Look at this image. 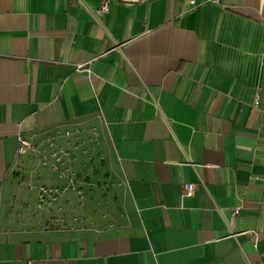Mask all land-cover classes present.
<instances>
[{
  "label": "crops",
  "instance_id": "0c3cea01",
  "mask_svg": "<svg viewBox=\"0 0 264 264\" xmlns=\"http://www.w3.org/2000/svg\"><path fill=\"white\" fill-rule=\"evenodd\" d=\"M103 3L0 0V264H264V0ZM67 128L113 199H43L18 136Z\"/></svg>",
  "mask_w": 264,
  "mask_h": 264
},
{
  "label": "rangeland",
  "instance_id": "374dc122",
  "mask_svg": "<svg viewBox=\"0 0 264 264\" xmlns=\"http://www.w3.org/2000/svg\"><path fill=\"white\" fill-rule=\"evenodd\" d=\"M88 130L90 129L84 131ZM90 131L96 133L94 129ZM73 134V131L69 128L56 129L54 133H49L45 139L33 141L35 147L25 153L26 157L35 160L37 166L52 168L54 174L57 173L62 178V180H55L52 184L42 185L44 189L43 199L55 201L63 192L70 189L78 192L79 197H84L87 193H94L93 198L101 199L104 191L107 192V194L104 193L106 196L113 199L112 192L116 181L111 168L112 161L109 157L102 155V152L98 151L97 148H94L92 140L95 137L93 135L86 138L80 135L74 137ZM22 155L24 154H20V157ZM76 160L80 162L81 166L79 168L76 166ZM16 173L19 175L21 171ZM45 174L48 177L53 175L51 172ZM86 186H88V189ZM106 189L110 190L111 194ZM79 204L84 209L86 208L84 199ZM67 211L64 215H67ZM72 215H74L73 218L68 215L59 222L61 224H80L82 226L88 224L83 213H76L75 215L73 212Z\"/></svg>",
  "mask_w": 264,
  "mask_h": 264
},
{
  "label": "built area",
  "instance_id": "2783aa9c",
  "mask_svg": "<svg viewBox=\"0 0 264 264\" xmlns=\"http://www.w3.org/2000/svg\"><path fill=\"white\" fill-rule=\"evenodd\" d=\"M109 8H110V0H104L103 9L104 10H108ZM259 101H260V99H259V95H258L256 103H259ZM18 140H19V148H18V153L19 154H25V153L31 151L35 147L32 138L26 136L23 133L19 134ZM195 189H196L195 183L194 182H189L186 185L185 194L186 195L193 194ZM239 212H240V207L234 208V214H238ZM27 264H33V263L32 262H28Z\"/></svg>",
  "mask_w": 264,
  "mask_h": 264
}]
</instances>
